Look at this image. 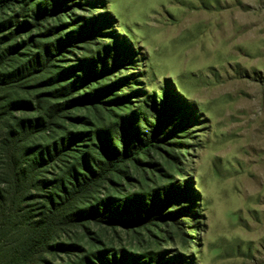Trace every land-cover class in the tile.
<instances>
[{"label":"trees","instance_id":"1","mask_svg":"<svg viewBox=\"0 0 264 264\" xmlns=\"http://www.w3.org/2000/svg\"><path fill=\"white\" fill-rule=\"evenodd\" d=\"M94 9L0 0V264L186 262L161 244L188 246L189 118L165 90L134 87L133 49Z\"/></svg>","mask_w":264,"mask_h":264},{"label":"rangeland","instance_id":"2","mask_svg":"<svg viewBox=\"0 0 264 264\" xmlns=\"http://www.w3.org/2000/svg\"><path fill=\"white\" fill-rule=\"evenodd\" d=\"M91 1L134 51V87L165 90L190 121L188 246H161L187 255L175 264H264V0ZM92 230L137 250L131 233Z\"/></svg>","mask_w":264,"mask_h":264}]
</instances>
